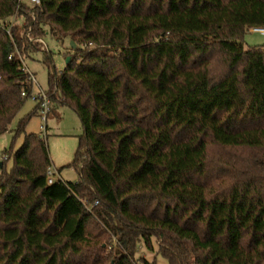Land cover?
<instances>
[{
  "label": "trees",
  "instance_id": "trees-1",
  "mask_svg": "<svg viewBox=\"0 0 264 264\" xmlns=\"http://www.w3.org/2000/svg\"><path fill=\"white\" fill-rule=\"evenodd\" d=\"M255 27L264 0H0V136L13 132L0 264H154L139 255L154 241L169 264H264V45L244 46ZM47 34L75 44L45 90L48 114L57 102L81 120L75 182H47L46 136L25 132L39 103L9 129L33 90L30 37Z\"/></svg>",
  "mask_w": 264,
  "mask_h": 264
},
{
  "label": "rangeland",
  "instance_id": "rangeland-1",
  "mask_svg": "<svg viewBox=\"0 0 264 264\" xmlns=\"http://www.w3.org/2000/svg\"><path fill=\"white\" fill-rule=\"evenodd\" d=\"M12 24H21L23 19H12ZM45 45L42 43V48L32 52L31 56L24 58V64L35 74V90H48L49 87V72L54 68L57 71L63 70L67 65V57L74 52L72 41L65 38L63 41H57L55 37L47 34L44 38ZM264 45V33L251 30L245 36L244 46ZM50 54L52 66L44 61L46 52ZM36 102L32 98H28L23 107L12 121L9 129L17 127L20 118L28 114L35 107ZM53 108L48 114L47 120L38 113L34 114L28 122L25 132L38 133L46 136L49 148V154L52 161V168L58 172L56 177H61L64 181L75 182L79 179V171L70 163L74 159V155L78 146V136L82 133L83 128L81 120L76 111L68 105L54 102ZM24 133L18 136L13 147L16 150L23 142ZM13 141V132L8 130L0 136V163L5 159V149H9ZM12 166V160H9L7 167ZM154 250L141 249L139 255L146 256L148 260L154 264H169L161 254L158 253V245L154 241Z\"/></svg>",
  "mask_w": 264,
  "mask_h": 264
},
{
  "label": "built area",
  "instance_id": "built-area-1",
  "mask_svg": "<svg viewBox=\"0 0 264 264\" xmlns=\"http://www.w3.org/2000/svg\"><path fill=\"white\" fill-rule=\"evenodd\" d=\"M26 1L31 5L40 4V0H26ZM10 26H11V23H9L8 21L1 23V27L7 29V31L10 30ZM252 30L256 31V32L264 33V28H262V27H255ZM27 35L30 36V33L28 32ZM30 39L32 41H39L45 45V41L43 38H40V37L32 38V37H30ZM23 69L25 70V72L27 74V83L33 85V90H32V93L30 95V98H32L36 103L40 104L39 114L43 116L44 120H47V114H48L49 109H50L49 97H48L45 90H43V89H41L39 91L35 90V82H36L35 74L32 73L27 68V66L25 64L23 66ZM26 94H27V92L25 90L22 91V95H26ZM51 165H49L47 167V172H46L47 173L46 174L47 175V182L49 184L54 183V182L58 181L59 178H61V177H56V173H58V172L56 170H54Z\"/></svg>",
  "mask_w": 264,
  "mask_h": 264
},
{
  "label": "water",
  "instance_id": "water-1",
  "mask_svg": "<svg viewBox=\"0 0 264 264\" xmlns=\"http://www.w3.org/2000/svg\"><path fill=\"white\" fill-rule=\"evenodd\" d=\"M72 46L73 47L75 46L74 42H72ZM70 60H71V56H68L66 62L68 63Z\"/></svg>",
  "mask_w": 264,
  "mask_h": 264
}]
</instances>
